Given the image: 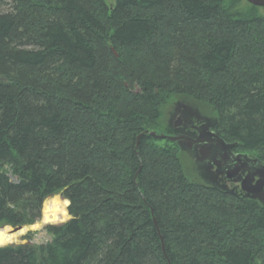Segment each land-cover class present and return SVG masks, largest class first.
<instances>
[{
	"label": "trees",
	"instance_id": "trees-1",
	"mask_svg": "<svg viewBox=\"0 0 264 264\" xmlns=\"http://www.w3.org/2000/svg\"><path fill=\"white\" fill-rule=\"evenodd\" d=\"M179 99L264 161V7L0 0V227L55 195L71 215L0 264H264V204L191 178L150 134Z\"/></svg>",
	"mask_w": 264,
	"mask_h": 264
},
{
	"label": "flooded vegetation",
	"instance_id": "flooded-vegetation-1",
	"mask_svg": "<svg viewBox=\"0 0 264 264\" xmlns=\"http://www.w3.org/2000/svg\"><path fill=\"white\" fill-rule=\"evenodd\" d=\"M175 115L174 120L168 121L166 134L179 137L175 142L199 165L201 176L212 184L246 195L242 183L250 168L254 169L251 162L256 156L238 151L236 145L225 142L214 131L212 119L188 113L184 108H177ZM258 179L256 176L251 184L255 185Z\"/></svg>",
	"mask_w": 264,
	"mask_h": 264
},
{
	"label": "rangeland",
	"instance_id": "rangeland-1",
	"mask_svg": "<svg viewBox=\"0 0 264 264\" xmlns=\"http://www.w3.org/2000/svg\"><path fill=\"white\" fill-rule=\"evenodd\" d=\"M105 1L109 7H112L116 3V0H105ZM177 108L179 109L184 108L185 110H188V113L192 112L194 114L202 116V118L204 119H209V120L213 119L212 114H209L208 112H206V110H204V108L200 104L192 102L188 99H179L165 106L164 116H163V126L160 129L161 133H164V134L168 133L165 128L168 127L169 120H172V119L174 120L176 118L175 112ZM183 153L185 154L183 155L184 160H185L184 166L187 168V172L189 173L190 177L193 179L199 178V179H202L203 181H206L200 174L199 165L195 163L193 159H191V157L187 154L186 151L185 152L183 151ZM209 183H212V182H209ZM57 196L61 199H64L61 195H57ZM49 199L50 198L44 201V205ZM67 213H68L67 218L61 221H58V222H44L43 216L41 215V218L34 224L23 226V229L25 228V230L20 234V236L18 237V240L16 242H13V244H24L28 242L40 244V243L47 242L48 240H50L51 237L48 234L47 230L45 229V226L47 225L46 223L60 224L62 222H65L71 218L68 208H67ZM11 230L13 231V228ZM20 230L16 232L18 233Z\"/></svg>",
	"mask_w": 264,
	"mask_h": 264
},
{
	"label": "water",
	"instance_id": "water-1",
	"mask_svg": "<svg viewBox=\"0 0 264 264\" xmlns=\"http://www.w3.org/2000/svg\"><path fill=\"white\" fill-rule=\"evenodd\" d=\"M246 1L248 3L254 5V6L264 7V0H246ZM150 134L152 136H154L156 139H169L173 142L177 141V139H179V137H177V136L167 135L164 133H157L156 131H150ZM243 155L245 157L247 156V154H243ZM250 160H251V158H250ZM251 164L254 167V169L252 170L251 169L252 167L250 168L249 175L247 176L246 179H244V181L242 183V190L246 193V195H244V196L256 199V200L260 201L262 204H264V161L259 159L258 157L257 158L253 157ZM247 169H249V167H247ZM256 176H258L259 179L257 180V183L255 185H252L251 183L254 181V178ZM67 201H68V204H67V208H68L70 202H69V200H67ZM43 208H44V203H43V207H42V216H43ZM46 224H48V223H46ZM4 227L13 228V231H18V230L23 228V226L13 227L11 225H4V226H1L0 228H4ZM10 244H13V242L7 243L4 245H0V247L10 245ZM163 249H164V242H163ZM164 251H165V249H164Z\"/></svg>",
	"mask_w": 264,
	"mask_h": 264
},
{
	"label": "bare ground",
	"instance_id": "bare-ground-1",
	"mask_svg": "<svg viewBox=\"0 0 264 264\" xmlns=\"http://www.w3.org/2000/svg\"><path fill=\"white\" fill-rule=\"evenodd\" d=\"M68 199H61L58 196L50 198L44 205L43 221L58 222L67 218ZM10 227L0 228V245L16 242L20 234L25 230L21 229L18 233L12 231Z\"/></svg>",
	"mask_w": 264,
	"mask_h": 264
}]
</instances>
